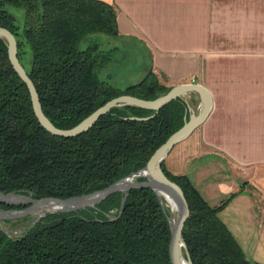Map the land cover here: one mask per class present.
<instances>
[{
    "label": "trees",
    "instance_id": "trees-1",
    "mask_svg": "<svg viewBox=\"0 0 264 264\" xmlns=\"http://www.w3.org/2000/svg\"><path fill=\"white\" fill-rule=\"evenodd\" d=\"M7 4L23 9L21 24ZM0 25L14 34L42 110L58 127L75 125L116 95L151 99L170 88L151 68L125 86L99 76L116 45L82 43L96 32L120 39L116 9L105 0H0ZM187 117V103L177 96L155 112L114 106L78 135L52 134L39 123L0 36L2 192L63 198L101 189L143 167ZM161 167L188 203L182 237L193 264H251L219 216L234 192L211 204L186 173H172L163 161ZM122 196L114 191L94 205L46 212L33 223L23 216L27 223L16 233L0 228V264H172L168 204L150 187L130 188L121 204ZM22 207L0 201L3 209Z\"/></svg>",
    "mask_w": 264,
    "mask_h": 264
},
{
    "label": "crops",
    "instance_id": "crops-1",
    "mask_svg": "<svg viewBox=\"0 0 264 264\" xmlns=\"http://www.w3.org/2000/svg\"><path fill=\"white\" fill-rule=\"evenodd\" d=\"M118 37L137 43L167 86L200 82L211 94L204 121L163 162L204 197L234 192L219 216L251 264H264V0H105ZM197 113L196 91L181 95Z\"/></svg>",
    "mask_w": 264,
    "mask_h": 264
},
{
    "label": "water",
    "instance_id": "water-1",
    "mask_svg": "<svg viewBox=\"0 0 264 264\" xmlns=\"http://www.w3.org/2000/svg\"><path fill=\"white\" fill-rule=\"evenodd\" d=\"M0 36L6 40L8 58L12 67L25 82L28 88L32 109L39 123L48 132L55 135H78L86 131L101 114L105 113L114 106L132 104L153 109L155 112L172 98L181 96L187 91H196L200 97V108L198 112L189 114L184 123L170 133L165 141L152 152L143 167L132 171L131 173L115 180L101 189L69 197L62 198L44 196L36 198L31 194H24L21 192L0 191V201L8 204L23 205L22 208H0V218L35 214L31 218V222L33 223L46 212H54L57 210L69 211L88 205H94L114 191L123 192V196L121 198L122 204L125 200L127 191L130 188L150 187L156 192L160 199L161 196H163L164 200L170 207V212L168 214V221L170 223V239L168 249L171 263L193 264L189 257L185 241L182 237V229L189 213L188 203L182 188L166 175L161 167V164L170 148L176 142L189 135L190 132L201 124L208 115L212 105V98L207 87L196 81L182 82L171 86L165 93L151 99L141 98L132 94H119L106 100L103 104L99 105L75 125L68 128H62L54 125L42 110V105L36 87L18 58L17 42L14 34L7 27L0 25ZM137 177H143L144 179H137ZM172 208L175 210V214H173ZM120 212L121 211H119L118 214H120ZM0 228L6 232L13 231L6 227L0 226Z\"/></svg>",
    "mask_w": 264,
    "mask_h": 264
},
{
    "label": "rangeland",
    "instance_id": "rangeland-1",
    "mask_svg": "<svg viewBox=\"0 0 264 264\" xmlns=\"http://www.w3.org/2000/svg\"><path fill=\"white\" fill-rule=\"evenodd\" d=\"M6 8L14 15L15 23L21 24L23 9L11 4H7ZM108 41H110V45H116V48L112 50L111 59L107 65L98 70L99 76L114 81L122 86L140 79L145 73L146 57L139 44H131L128 40H116L114 36L109 37L107 34L100 32L89 34L82 44L98 42L102 47L107 48L109 47ZM22 61L26 66L29 65L27 59L22 58ZM161 198L164 200L163 196H161ZM222 198L218 197L215 199L219 202ZM172 212L175 214L173 208ZM34 215L35 214H26L23 216H29L31 219ZM23 216L0 218V226L13 230L11 232L16 233L22 228L23 224L27 223V220H23Z\"/></svg>",
    "mask_w": 264,
    "mask_h": 264
}]
</instances>
